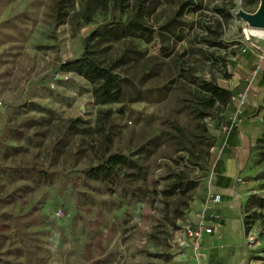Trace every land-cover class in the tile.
<instances>
[{
	"label": "rangeland",
	"instance_id": "rangeland-1",
	"mask_svg": "<svg viewBox=\"0 0 264 264\" xmlns=\"http://www.w3.org/2000/svg\"><path fill=\"white\" fill-rule=\"evenodd\" d=\"M259 3L0 0V264H191L176 240L205 203L208 127L222 113L200 84L232 87L245 54H264L238 15ZM165 23L174 31L160 37ZM85 52L120 61L122 99L98 102L95 83L64 69ZM113 153L128 163L91 177ZM240 177L264 264V125Z\"/></svg>",
	"mask_w": 264,
	"mask_h": 264
},
{
	"label": "crops",
	"instance_id": "crops-1",
	"mask_svg": "<svg viewBox=\"0 0 264 264\" xmlns=\"http://www.w3.org/2000/svg\"><path fill=\"white\" fill-rule=\"evenodd\" d=\"M245 55L241 62L245 74H240L234 86L229 87L234 96L220 114L221 123L230 125L232 129L229 134H223L226 141L220 138L211 154L212 164H215L212 188L222 194V201L213 205L210 211L216 217L210 222L213 232L203 239L204 260H197L191 249H186L192 258L191 264H245L252 259L245 244L248 235L243 219L250 191L237 177L241 176L251 148L262 133L264 69L255 74L261 57L250 53ZM257 89L260 91H253ZM197 214L191 216L194 222Z\"/></svg>",
	"mask_w": 264,
	"mask_h": 264
},
{
	"label": "trees",
	"instance_id": "trees-1",
	"mask_svg": "<svg viewBox=\"0 0 264 264\" xmlns=\"http://www.w3.org/2000/svg\"><path fill=\"white\" fill-rule=\"evenodd\" d=\"M99 3L105 2V0H96ZM190 4V2L181 1L178 4V8L176 10V15L180 16L186 7V5ZM221 13V8L218 9ZM221 21L217 20V36L221 35ZM136 25L140 29L139 25L141 22H135ZM206 28L210 29V26H206ZM161 32L159 34L160 37L164 36V31L173 32L172 23H165L161 26ZM206 41H209L206 39ZM218 40L210 42L211 45H218ZM226 60V58H223ZM119 60L110 65H104L101 61H99L91 52H85L81 57L70 60L64 65V69L68 71H74L78 74L84 76L89 81L96 84L94 89V94L98 102L107 103L119 101L122 99L124 95V81L125 78L116 71V67L119 64ZM203 92L208 96V107H216L222 108V112L227 107L228 103L234 96L233 90L223 87L216 83L215 81H205L200 84ZM212 127H208L209 133L216 139V143L219 140V137L214 133V129H220L222 123L220 121V115H215L213 120ZM260 137V136H259ZM259 141V138L258 140ZM211 145H214L213 143ZM216 145V144H215ZM214 145V146H215ZM207 162L209 159V153L206 158ZM129 158L120 153L110 154L107 158L103 160L100 164L93 167L88 173L93 178L98 177H110L116 174V169L118 166L128 163ZM212 165V160L210 156L209 160V172ZM179 187V186H178ZM262 223L264 225V214L262 215ZM246 231H249V227H246Z\"/></svg>",
	"mask_w": 264,
	"mask_h": 264
},
{
	"label": "built area",
	"instance_id": "built-area-1",
	"mask_svg": "<svg viewBox=\"0 0 264 264\" xmlns=\"http://www.w3.org/2000/svg\"><path fill=\"white\" fill-rule=\"evenodd\" d=\"M261 58L264 59V54L261 55ZM264 67L262 65H258V67L255 70V74L260 73L263 71ZM69 78L68 74H57L56 79L60 80H67ZM231 126L222 124L220 129H214V133L219 137V139H223L226 141V138H224L223 134L227 133L229 134L231 131ZM217 132H216V131ZM215 170V164L211 165L210 172H209V181L207 184L208 190L206 194V200L205 203L200 210V212L197 214V220L194 222L192 220V217L188 220V222L183 226L182 228V234L177 238L178 245L182 247L190 248L193 254V257L197 260H204L205 254L202 251V243L203 239L206 235L211 234L213 232V227L210 225V222L216 215L214 213H210L213 205L220 203L222 201V194L219 192H215L212 188V176L214 175ZM237 180L239 182H243L242 177H237ZM255 243V236L252 234H249L245 244L247 248L250 250L251 247ZM257 259L252 258L248 260L245 264H256Z\"/></svg>",
	"mask_w": 264,
	"mask_h": 264
},
{
	"label": "water",
	"instance_id": "water-1",
	"mask_svg": "<svg viewBox=\"0 0 264 264\" xmlns=\"http://www.w3.org/2000/svg\"><path fill=\"white\" fill-rule=\"evenodd\" d=\"M238 15L242 17L249 26L264 28V0H260L259 6L255 12L249 13L241 11Z\"/></svg>",
	"mask_w": 264,
	"mask_h": 264
},
{
	"label": "bare ground",
	"instance_id": "bare-ground-1",
	"mask_svg": "<svg viewBox=\"0 0 264 264\" xmlns=\"http://www.w3.org/2000/svg\"><path fill=\"white\" fill-rule=\"evenodd\" d=\"M247 24V23H246ZM248 25V24H247ZM248 27L250 28V33L248 34V37H250L249 35L252 34V35H264V31L260 30L261 28L260 27H253V26H249ZM248 31V30H247Z\"/></svg>",
	"mask_w": 264,
	"mask_h": 264
}]
</instances>
